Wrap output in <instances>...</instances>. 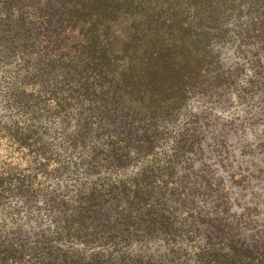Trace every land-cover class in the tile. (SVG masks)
<instances>
[{"label": "trees", "instance_id": "trees-1", "mask_svg": "<svg viewBox=\"0 0 264 264\" xmlns=\"http://www.w3.org/2000/svg\"><path fill=\"white\" fill-rule=\"evenodd\" d=\"M0 264H264V0H0Z\"/></svg>", "mask_w": 264, "mask_h": 264}, {"label": "rangeland", "instance_id": "rangeland-1", "mask_svg": "<svg viewBox=\"0 0 264 264\" xmlns=\"http://www.w3.org/2000/svg\"><path fill=\"white\" fill-rule=\"evenodd\" d=\"M233 60H234V57L232 56V54H230L229 50L227 52H225V61H226V63H232ZM195 103H197V102H195Z\"/></svg>", "mask_w": 264, "mask_h": 264}]
</instances>
